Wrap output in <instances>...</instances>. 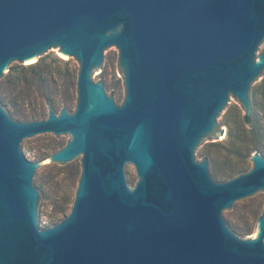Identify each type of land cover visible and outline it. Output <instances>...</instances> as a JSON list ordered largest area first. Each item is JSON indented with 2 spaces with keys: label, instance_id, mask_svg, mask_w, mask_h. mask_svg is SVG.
Listing matches in <instances>:
<instances>
[{
  "label": "water",
  "instance_id": "obj_1",
  "mask_svg": "<svg viewBox=\"0 0 264 264\" xmlns=\"http://www.w3.org/2000/svg\"><path fill=\"white\" fill-rule=\"evenodd\" d=\"M263 38L264 0H0V89L38 56L80 64L73 106L37 120L12 118L0 90V264H264V210L245 236L222 213L264 189V157L213 178L196 149L234 96L251 114ZM109 46L124 98L99 79ZM45 132L70 139L32 162L20 142ZM77 155L69 211L41 224L38 167Z\"/></svg>",
  "mask_w": 264,
  "mask_h": 264
},
{
  "label": "rangeland",
  "instance_id": "obj_2",
  "mask_svg": "<svg viewBox=\"0 0 264 264\" xmlns=\"http://www.w3.org/2000/svg\"><path fill=\"white\" fill-rule=\"evenodd\" d=\"M264 49V38L259 43L257 53ZM79 61L73 55L62 57L61 53L38 56L0 90L5 99V110L14 119L27 121L21 114L35 116L28 120H37L47 114L48 104L73 106ZM99 79L108 83L114 95L125 96L123 71L111 46L108 48L105 65L99 70ZM264 71L251 81L249 98L251 114L257 126L264 129ZM259 90L257 93L256 91ZM227 127L221 129V135L207 136L197 147L199 161L209 152V174L218 176L219 169L228 171L230 167L251 168L249 156L238 155L239 147L251 148V129L243 121L244 106L234 96L224 107ZM70 134L45 132L25 137L20 148L27 159L39 162L47 159L56 150L63 147ZM264 146V136L261 139ZM254 151V150H253ZM251 151V153L253 152ZM81 155L68 162L45 161L38 167L37 178L41 194L39 219L41 224L55 223L69 211L75 182L81 172ZM125 180L129 187L137 181L134 165H124ZM264 210V189L236 200L222 213L226 224L238 236H245L256 230L257 220Z\"/></svg>",
  "mask_w": 264,
  "mask_h": 264
},
{
  "label": "trees",
  "instance_id": "obj_3",
  "mask_svg": "<svg viewBox=\"0 0 264 264\" xmlns=\"http://www.w3.org/2000/svg\"><path fill=\"white\" fill-rule=\"evenodd\" d=\"M256 92L258 93L259 90H257ZM263 95H264V91H263ZM21 116L24 119L28 120V119L33 118L35 115L34 114L24 115V113H22ZM243 121L251 129V137H250V143H249V144H251L250 145L251 148H249V147H246V148L239 147L238 150H237L238 155L240 157H242V158H245V157L250 155L251 151L254 150V151L260 153L264 157V146L261 145V139L264 136V129L263 128L261 129L260 126H257L258 125L257 121L254 118V116H252V115H249V116L244 115L243 116ZM203 155L205 156L204 158H206L207 161H208V156H209L208 150H207L206 153H203ZM242 171H246L244 166H241V167H236L235 166V167H230L228 171L219 169L217 171V175L218 176H229L231 174H234V173H237V172H242Z\"/></svg>",
  "mask_w": 264,
  "mask_h": 264
},
{
  "label": "bare ground",
  "instance_id": "obj_4",
  "mask_svg": "<svg viewBox=\"0 0 264 264\" xmlns=\"http://www.w3.org/2000/svg\"><path fill=\"white\" fill-rule=\"evenodd\" d=\"M61 55H62V57H65V56H67L66 54H64V53H62V52H61ZM34 60H35V59H34Z\"/></svg>",
  "mask_w": 264,
  "mask_h": 264
}]
</instances>
